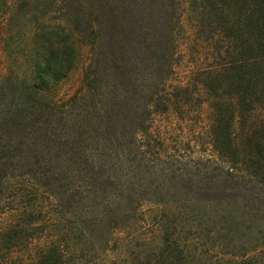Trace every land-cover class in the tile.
Returning a JSON list of instances; mask_svg holds the SVG:
<instances>
[{"label": "trees", "instance_id": "1", "mask_svg": "<svg viewBox=\"0 0 264 264\" xmlns=\"http://www.w3.org/2000/svg\"><path fill=\"white\" fill-rule=\"evenodd\" d=\"M177 2L0 0V15L12 10L9 28L18 27L19 36L34 27L31 79L22 82L32 98L20 94L13 102L0 95V216L13 218L0 229V264H105L100 252L136 219L138 209L124 207V192L114 190L105 202V165L81 158L80 139L102 132L106 141L119 140L138 80L148 97V121L140 127L145 135L156 113L190 103L187 88L161 96L148 84L173 72L182 19ZM190 2L196 32L214 44V62L202 76L213 100L209 146L215 160L199 163L196 168H204L195 173L163 175V190L134 194L166 208L155 224L158 239H147L146 250L124 261L264 264V0ZM54 10L61 24L45 26ZM79 45L90 57L83 93L57 104L48 92L77 67ZM37 124L65 136L55 131L53 141L45 131L30 137ZM170 196L185 201L167 205ZM254 225L250 255L221 252L228 238L235 245L236 234Z\"/></svg>", "mask_w": 264, "mask_h": 264}, {"label": "rangeland", "instance_id": "2", "mask_svg": "<svg viewBox=\"0 0 264 264\" xmlns=\"http://www.w3.org/2000/svg\"><path fill=\"white\" fill-rule=\"evenodd\" d=\"M190 1L178 0L177 2L182 19L177 38V54L173 72L157 81L148 82L161 96L174 94L177 89L187 88L191 94L190 103L183 104L184 101L181 102V110H178V107L174 105L166 113H156L149 121V132L145 135L146 133L143 134L140 127L144 121H148L149 115L146 111L148 97L144 93V83L138 80L137 88L132 93V112L129 117L124 118L126 123L121 122L117 129L119 140H114L113 143L106 141L100 136L102 132H99V137L96 133H92L84 134L80 139L79 155L81 158L89 161L101 160L105 165L104 182L101 183L104 197L107 199L105 202L112 199L114 190H119L124 192L126 197L129 196L128 205L123 206L139 211L127 230L116 233L109 250L100 252L101 257L106 261L105 264L115 262L116 264H126L124 260L130 262L135 254L146 250L147 246L144 244L147 239H158L160 236L156 232L155 224L166 207L143 201L138 195L135 196V193L143 190H163L168 185L162 180L163 175L172 173L179 176L185 172L195 173L196 169L204 168H196L199 163L207 166L209 160H215L209 146L213 100L210 92L204 86L205 76H202V72L214 62L212 57L214 44L196 32L197 23ZM16 13L18 14V12ZM56 14L57 10H54L50 16L53 20H46L45 26L61 24L55 20ZM12 15V10L8 14L0 15L2 23L0 29V95H8L11 97L8 100L14 102L20 94L32 98L22 82L31 79V33L34 27L29 26L25 34L19 36L18 27L9 28ZM78 48L77 67L66 79L51 88V92H48L51 100L57 104L64 103L74 95L83 93L84 70L89 64L90 57L88 47L79 45ZM47 112L49 113L50 110L48 109ZM54 113L56 115L61 112L55 110ZM64 117H67L66 113H64ZM239 127V123H236L237 130ZM86 130L83 128L81 131ZM45 131L49 132L47 135L49 140H56L55 131L59 135L65 136V133L60 129L42 130L38 124L31 126L28 134L30 137L36 138ZM89 135L94 138L92 139L93 143L89 140ZM134 135H136L135 141ZM61 156L63 160L68 157L65 154H61ZM150 177L155 179H149ZM179 186L176 185L175 189ZM191 187L190 184L183 186L189 191ZM186 199L188 201V198ZM183 201L185 200H181L179 197L170 196L166 203L173 205ZM102 203L104 204V201ZM211 213V216L214 215L213 212ZM12 220L13 218L7 214L1 215L0 229ZM179 220L182 219L179 218ZM255 237V225L250 231L244 228L236 234V244H232L228 238L227 244L225 243L227 249L225 252L223 250L221 252H232L239 256L250 255L251 250L255 249Z\"/></svg>", "mask_w": 264, "mask_h": 264}]
</instances>
